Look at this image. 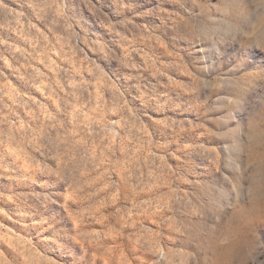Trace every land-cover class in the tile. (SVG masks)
I'll use <instances>...</instances> for the list:
<instances>
[{"label": "rangeland", "instance_id": "1", "mask_svg": "<svg viewBox=\"0 0 264 264\" xmlns=\"http://www.w3.org/2000/svg\"><path fill=\"white\" fill-rule=\"evenodd\" d=\"M0 264H264V0H0Z\"/></svg>", "mask_w": 264, "mask_h": 264}]
</instances>
